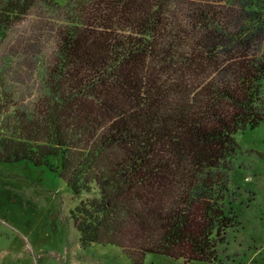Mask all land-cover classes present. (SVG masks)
<instances>
[{
	"label": "trees",
	"instance_id": "trees-1",
	"mask_svg": "<svg viewBox=\"0 0 264 264\" xmlns=\"http://www.w3.org/2000/svg\"><path fill=\"white\" fill-rule=\"evenodd\" d=\"M8 40L0 163L58 175L84 246L216 262L236 136L264 123V0H0Z\"/></svg>",
	"mask_w": 264,
	"mask_h": 264
},
{
	"label": "rangeland",
	"instance_id": "rangeland-1",
	"mask_svg": "<svg viewBox=\"0 0 264 264\" xmlns=\"http://www.w3.org/2000/svg\"><path fill=\"white\" fill-rule=\"evenodd\" d=\"M8 42L0 47V58ZM236 140L226 200L239 225L217 247L216 262L198 264H264V123L238 133ZM79 201L46 168L0 163V264H133L119 247L81 243L72 219ZM144 264L186 263L149 253Z\"/></svg>",
	"mask_w": 264,
	"mask_h": 264
}]
</instances>
